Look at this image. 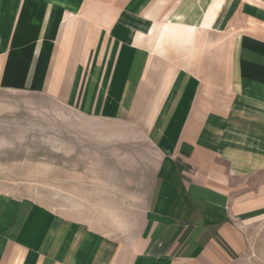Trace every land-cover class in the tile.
Returning <instances> with one entry per match:
<instances>
[{
	"label": "crops",
	"instance_id": "obj_1",
	"mask_svg": "<svg viewBox=\"0 0 264 264\" xmlns=\"http://www.w3.org/2000/svg\"><path fill=\"white\" fill-rule=\"evenodd\" d=\"M0 92L87 118L0 135V264H264V0H0Z\"/></svg>",
	"mask_w": 264,
	"mask_h": 264
},
{
	"label": "rangeland",
	"instance_id": "obj_2",
	"mask_svg": "<svg viewBox=\"0 0 264 264\" xmlns=\"http://www.w3.org/2000/svg\"><path fill=\"white\" fill-rule=\"evenodd\" d=\"M3 101L5 103H1ZM86 119L75 114L72 108L46 96H16L0 92V135L9 136L12 142L20 140L16 142L28 151L33 149L28 152L31 156L49 160L56 155L57 148L61 150L67 146L68 137L82 134L84 129L73 123ZM51 136L58 138V143L55 140L53 147ZM259 229L264 231V223Z\"/></svg>",
	"mask_w": 264,
	"mask_h": 264
}]
</instances>
